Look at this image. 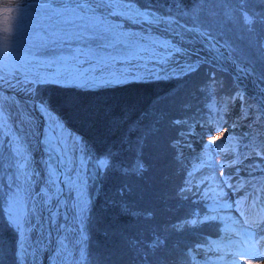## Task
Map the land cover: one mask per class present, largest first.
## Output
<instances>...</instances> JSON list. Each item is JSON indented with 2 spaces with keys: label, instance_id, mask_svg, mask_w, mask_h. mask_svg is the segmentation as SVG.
I'll return each instance as SVG.
<instances>
[{
  "label": "trees",
  "instance_id": "16d2710c",
  "mask_svg": "<svg viewBox=\"0 0 264 264\" xmlns=\"http://www.w3.org/2000/svg\"><path fill=\"white\" fill-rule=\"evenodd\" d=\"M135 2L201 26L225 44L240 64L251 67L264 87V24L259 23L264 18V0ZM54 8L44 10L53 13ZM243 13L254 23L246 24ZM114 23H92L88 33H77L66 43L70 49L79 45L98 56L125 58L141 41L119 39ZM25 45L29 44L22 42L21 47ZM239 93L233 74L205 62L182 76L95 87L37 84L36 96L67 121L94 160L85 264H192L183 250L198 242L201 232L216 233L217 228L200 221L205 204L201 191L191 184L202 160H180V142L193 121L221 122L228 103ZM253 103L245 96V107ZM258 135L252 132L240 139L245 152L260 140ZM101 160L108 165L100 166ZM195 214L197 220L192 219ZM20 240L7 215L0 175V264H21Z\"/></svg>",
  "mask_w": 264,
  "mask_h": 264
},
{
  "label": "rangeland",
  "instance_id": "374dc122",
  "mask_svg": "<svg viewBox=\"0 0 264 264\" xmlns=\"http://www.w3.org/2000/svg\"><path fill=\"white\" fill-rule=\"evenodd\" d=\"M25 7L27 9H36V11L30 10L27 12L21 31L14 36L11 54L0 63V77H3L0 85L6 88L14 87L33 91L38 82H53L55 80H61L65 84L75 83L84 85L85 82L97 83V86H99L103 85L102 81L108 79L130 80L133 77L141 79L148 76L179 75L188 72L189 65L195 69L197 62L201 60L199 57L194 58L192 56L197 53V50L181 48L178 43L167 40L162 36L158 37V35L151 32L143 33L124 28L118 22L112 24L116 32H114V35L119 36V39H123L125 36L128 40L135 38L141 41L136 43V48H134L129 56L125 58L116 56L102 57L97 54H90L84 47H80L79 45L75 49H70V44L66 42L71 41L77 33L80 34L83 31L84 33L81 34L88 33L86 24L92 26V23L101 24L102 21L109 23L110 17L106 16V19H103L100 16H95V19H92V17L88 16L89 19L79 21L67 17L72 15V13L65 12L62 15H56L54 12L49 13L36 6ZM87 15L91 14L88 13ZM78 24H80V27ZM22 42L29 44V46L25 45L27 46L25 49L30 47L31 52L23 50V46L21 47ZM55 43H59V47L54 46ZM219 46L220 48L223 47L222 45ZM64 48L69 50H65ZM176 49H179V51H176ZM238 68L242 75H250V69L246 65H238ZM253 82L252 84H254ZM256 103L254 106L251 105L250 110L246 109V114L237 101L232 102L226 109L227 116L222 124L194 121L195 124L193 125L191 134L189 133L183 146H181L184 149L183 156L186 157L185 159L188 161V159H193L196 155L203 153L208 148L205 145H210L212 139L217 136L221 138L231 133H244L253 130V127H257L259 117V112L257 111H259L260 107H257L259 104L258 102ZM237 104L239 105L237 113L233 115L232 108ZM57 127L60 130V123L57 124ZM221 133L224 135H221ZM0 137V145L2 144L3 146L2 151H0V161L2 164L0 168L1 190L5 191L7 215L11 223L18 228L21 234L19 253L21 264H25L23 241L26 233L27 206L21 192L20 180L22 175L21 170L23 171V168L29 163L28 157L30 156L27 154L26 145L17 133L15 125L10 120L1 99ZM220 144L216 142L211 146V167L214 164L215 168L212 167L214 169L210 170L204 169V166L201 165L202 168L197 178L194 175L191 184L194 187L200 182H206L207 177L210 178L211 176L209 188L215 189L213 192L215 195L212 197V202L209 205V213L205 214L206 218H228L231 225L237 226L235 224L236 221L241 220L235 213L240 215L245 210L249 211L248 209L254 208L252 202L258 198V190H262V198L259 199H264V180L261 181L260 176L262 171L257 170L264 168V157H259L261 161L258 162L260 164L258 168H256L257 164L253 165L252 163L256 159L257 153L249 155L245 161L237 165L234 161L235 153L233 147L228 146L225 149L221 147L220 149ZM64 152L68 157L67 165L72 170L75 182L72 202L76 208L81 232H79L76 238L78 242H81L78 264H85L87 255L86 229L92 199L91 178L94 172V160H91L80 136L70 130L65 139ZM223 160H226V163L222 165ZM227 160L229 161L227 162ZM246 188L252 189L248 192L249 195L251 194V197L244 206H237L238 200L235 199ZM257 212L258 215L263 214L261 208L257 209ZM230 217L232 218L229 219ZM30 220L32 222L33 218L31 217ZM258 223H256L257 226H250L246 223H241L237 226L239 228L250 227L249 229L253 234L251 236L253 240L249 242V251L244 255L247 264L249 261L252 264H260V261L264 260V256L251 254V249L254 247L264 252V248L261 247L262 241H260L262 231L258 228ZM234 234L236 235L233 236ZM246 234L248 235V233ZM232 236L237 238L238 236H245V234L239 233L237 230L232 233L229 230L227 236L224 233L220 237V241L230 239ZM217 245L218 243L216 242L210 244L208 247L210 249L205 250L204 254L197 248L200 252L198 257L208 260L213 248Z\"/></svg>",
  "mask_w": 264,
  "mask_h": 264
},
{
  "label": "bare ground",
  "instance_id": "6f19581e",
  "mask_svg": "<svg viewBox=\"0 0 264 264\" xmlns=\"http://www.w3.org/2000/svg\"><path fill=\"white\" fill-rule=\"evenodd\" d=\"M186 37L189 39L191 43L196 41L195 35L186 34ZM215 46H216L215 44H212L213 48ZM191 49L197 50V53L192 55L194 58L195 57H208L209 56L208 54L213 52L211 48L205 44H201L200 46H198V48L192 47ZM206 53H208L207 56L205 55ZM228 57H229V54H227V52L224 50L222 54L216 53V56H214L213 61L219 60L220 61L219 63L223 64V66L225 67H228V66L234 67L232 61ZM241 79H242L241 83L245 91L252 93L256 90V86L252 84L251 77L249 75L248 76L241 75ZM261 93L264 94L263 91ZM261 93L260 95H257V98L258 100L261 101L263 108H264V98H263L264 95H262ZM0 98H2L3 106L8 112L10 120L14 123L15 127L19 131H21L23 135V143L26 145L27 154H30V157H28L29 163L24 170L26 174V191H27V196H28V200L30 204V212L28 216H30L31 213L34 212L31 210V203H30L31 198L34 196H35L36 210L42 216L48 204V193L46 190H37L40 186V181H39L40 175L38 173V169L36 168V163L38 161L37 157H39L42 160L43 165H46L48 163L46 162L45 157H42V156L40 157V152L38 150L36 151L30 150L31 134L34 135L36 138L38 137V134L32 130V126L31 124L28 123V120L26 119V115L21 108L19 111L9 100H7L1 94H0ZM238 106L239 105L237 104L232 108L233 115L237 113ZM45 118L48 121L49 125H51V129L55 133L60 143H63L68 133L67 125L63 123V127H61L59 130L57 127L59 120L58 118H56L55 115L51 113H46ZM61 132H63L62 136L60 135ZM52 159H53V162L58 163V159L55 156V154L52 155ZM63 159L67 167L68 158L64 156ZM41 171L46 172L44 168H42ZM55 181H56L55 183L56 187L54 186L56 188L55 191L58 192V195L59 193L63 194L64 190H62V183H63L62 179H56ZM71 191L72 193H71L68 208H67L68 215L66 219H64L63 217L60 218V223H59V226H60L59 242L60 243L58 246V253L56 255V264H78L79 247L77 245L76 238L79 233V228H78L76 208L74 204L72 203V196H73L74 190H71ZM247 197H248V189L246 188L245 190H243V192L240 193V196L235 199L239 201L237 202L238 204L237 203L235 204L239 206V203H240L242 206H244L243 204L245 203V201L247 202L248 200ZM256 205L262 208L263 213H264V203L260 202V200L258 199L256 202ZM236 210H237V207H236ZM246 214H247V218L243 219V216H241V219H242L241 221L245 223L251 222V221H258L259 228L262 231V236H264V219H263L264 217L263 215L260 217V219H258V214H257V210L255 207L253 209L252 208L249 209V212ZM236 215L240 216L238 213H236ZM36 223H37L36 225L33 224L30 221V218L27 217L26 238H25V244H24V249H23V257H24L25 264H41V259L39 257L38 248H37L38 245L36 246V242H35V239L37 238L36 233L40 226V223L37 220H36ZM239 223L241 222L236 221L235 224L238 225ZM250 241L251 240L249 238L242 239V236H239L237 238L232 237L229 240H223L222 243L218 244L215 248H213L211 252V256L208 258V261L211 264H247L246 260L244 259V255L249 251L248 249H249ZM261 244H264V241H262ZM205 250L206 248L203 247L200 249V252L204 254Z\"/></svg>",
  "mask_w": 264,
  "mask_h": 264
},
{
  "label": "water",
  "instance_id": "95a60500",
  "mask_svg": "<svg viewBox=\"0 0 264 264\" xmlns=\"http://www.w3.org/2000/svg\"><path fill=\"white\" fill-rule=\"evenodd\" d=\"M51 3L52 5L58 7H77L79 4V0H51ZM132 6L140 9L141 11L143 10L150 11L152 13V17H150V21H145L138 17H134L133 20L130 21L125 18L126 16L132 15V13H128V12H125L124 15L112 14V11L121 12L122 8H126L127 5L124 6L116 5L111 10L109 8H100L96 10V13L106 14L115 20H122L127 27L133 29L142 30L143 32L151 31L153 33L161 34L166 38L170 39L172 42L178 43L181 48H186V49H190L192 47L198 48V46H200L201 44H205L208 47H210L211 50L213 51L210 54L208 53L205 54L206 56L207 54L209 55L207 57V61L225 70L232 72L238 81L241 80L240 73L236 68L235 60L227 51H226L227 54H229L228 58L232 61L234 67L231 66L225 67L223 66V64L219 63L220 62L219 60L213 61V58L214 56H216V53L222 54L224 50L218 46L217 42L213 37L207 35L203 30H201L198 27H193L185 23H182L180 20L172 16L161 15L152 9L142 8L141 6L135 3ZM92 7L95 8V5H92ZM186 34L195 35L196 41L191 43L189 39L186 37ZM212 44H215L216 46L213 48ZM252 78L254 79V83L260 89V90L256 89L255 93L260 95L262 91L264 92V89L258 83L254 74L252 75ZM0 94L3 95L5 98H7V100H9L19 111L20 108L24 111L28 123L31 124L32 126V130L35 131L38 135H40L42 141L39 143L40 147L45 149L47 139L48 138L50 139V136H52V131L50 129L51 127L48 121L46 120L47 116L45 118V115L47 112H52V113H56V112L49 106L47 111L42 112L41 110H39V106L42 101L36 99L33 96L32 92H28V93L20 92L13 88H6L0 85ZM17 131L19 135L23 137L21 131L19 130ZM50 208L51 209L49 213H52L53 207ZM55 225L56 224L54 222H50L48 219L47 225H45L46 230L44 234L41 236L42 240H40L39 251L41 252L43 264H55L54 251H57L58 248V243L55 242L57 239V233H56L57 227ZM50 235L52 236V239Z\"/></svg>",
  "mask_w": 264,
  "mask_h": 264
},
{
  "label": "snow or ice",
  "instance_id": "6c2138e0",
  "mask_svg": "<svg viewBox=\"0 0 264 264\" xmlns=\"http://www.w3.org/2000/svg\"><path fill=\"white\" fill-rule=\"evenodd\" d=\"M34 0H23V11L19 14L18 17H16L13 21V18L11 16V12L13 11V9L11 7H6L5 8V34L11 30L13 23H14V29H15V35L21 31L27 12L28 11H36V9H27L25 7V5L33 3ZM35 2L41 3L43 5H45V7L43 9H51L52 8V3L51 0H35ZM244 0H241V3H243ZM135 3V0H79V4L77 7L75 8H54L52 9V11L54 12V14L56 15H62L65 12H69L72 13V15H69L67 17H71L74 20H79V21H84L89 19L88 17V13H92V19H95V13L97 9L100 8H109L110 10L116 6V5H127L126 8H122L121 12H116V11H112L113 15H124L125 12L128 13H132L131 16H126L125 18L132 21L134 17H138L141 18L145 21H150V17H152V13L148 10H143L141 11L138 8L133 7L132 5ZM92 5H95V8L92 7ZM39 14V13H37ZM244 17V22L248 25H251L254 23V20L252 17H249L246 13L242 14ZM65 18V17H64ZM259 23L264 24V18H261L259 20ZM88 28L93 29L94 26H90L89 24L85 25ZM176 51H179V49H176ZM188 71H195L194 68L191 67V65H189L188 67ZM127 75H131V74H127ZM136 77H133V79H135ZM3 77H0V81H2ZM55 83H62L63 81L61 80H55L53 81ZM128 82L127 79L125 80H104L102 81L103 84L105 85H110L113 83H125ZM72 83V82H69ZM93 86H97V83H89V82H85L84 85H77V87H93ZM2 99V98H0ZM39 110L43 111H47L48 110V105L44 104V102L42 101L40 106H39ZM51 118V117H50ZM192 130L190 128V134H191ZM221 135H224L223 133H221ZM218 140H220V136H217L215 138L212 139L211 144H215ZM75 143V141H74ZM210 145H205V147H209ZM67 150V149H65ZM108 165V162L105 160H101L100 161V166H104L106 167ZM19 227V225H18ZM260 241H264V236L260 237ZM261 247H264V244H261ZM251 254L256 255V256H264V252H261L259 248H253L251 249ZM248 264H252L251 261L248 262ZM260 264H264V260L260 261Z\"/></svg>",
  "mask_w": 264,
  "mask_h": 264
},
{
  "label": "clouds",
  "instance_id": "9594fccd",
  "mask_svg": "<svg viewBox=\"0 0 264 264\" xmlns=\"http://www.w3.org/2000/svg\"><path fill=\"white\" fill-rule=\"evenodd\" d=\"M22 6L23 0H0V63L11 54L15 36L14 23L11 30L5 34V8L11 7L13 9L11 16L14 21V19L23 11Z\"/></svg>",
  "mask_w": 264,
  "mask_h": 264
}]
</instances>
